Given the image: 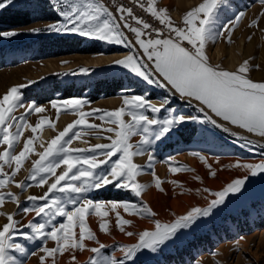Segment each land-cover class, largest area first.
Masks as SVG:
<instances>
[{"label": "snow or ice", "instance_id": "6c2138e0", "mask_svg": "<svg viewBox=\"0 0 264 264\" xmlns=\"http://www.w3.org/2000/svg\"><path fill=\"white\" fill-rule=\"evenodd\" d=\"M49 3L59 19L44 28L28 29L29 34H74L109 45H120L128 49L129 54L114 61V64L127 69L149 85L165 89L167 96L157 104L149 99L147 93L125 94L122 107L115 110L92 109L88 113L80 110L88 102L79 98L64 100L59 105L51 101L52 107L57 109V118L61 109L78 112L79 118L60 131L47 147L41 145L44 151L36 153L39 159L33 162L26 180L19 182L15 181V177L27 154L34 151V137H29L19 153H16L24 129L31 128L35 134L42 126L54 128L55 122L44 117L35 126L27 122L29 115L45 112V108L35 101L25 104L23 100L22 89L35 81L13 86L0 97V146H3V151H0V205L11 200L16 203L19 211L25 214L34 212L35 217L44 218L39 223L31 220L21 225L15 219L19 212L6 216V222L0 226V264H24L23 260L12 255L13 251L24 257L36 255V252L29 253L22 244L17 243V237L41 242L39 252L43 255L39 256V264H57V257L65 253L70 255L69 264H75L76 253L85 250L94 254L88 264H128L145 250L157 253L172 242L181 230L192 228L200 218L209 217L213 210L227 206L232 197L243 195L247 190L249 176L233 179L218 191L204 187L202 192L214 197L207 207H193L170 222L153 219L158 214L142 200L139 203L105 202L88 198L89 193L109 185L130 190L136 198H140L147 185L139 183L137 177L143 173L144 167L134 163L133 157L144 154L149 146L185 121L210 123L241 142L240 147L255 150V141L232 128L234 126L264 139V82H256L249 77L251 66L248 60H244L238 69L229 71L219 65H212L205 51L209 40L218 39L225 33L227 41L231 43L232 32L244 17L243 12L236 14L222 30L213 34L211 29L215 12L226 0H203L184 14L179 25L173 21L166 7L157 5V0H128L131 6L112 0L113 8L103 0H49ZM259 3L264 5V0H259ZM9 6L26 9L31 4L29 0H0V10ZM136 8L147 13V18L137 14ZM153 20L158 23H153ZM258 26L259 19H254L249 25ZM20 34L16 29L0 30V39H11ZM80 71L85 74L88 72L87 69ZM173 96L187 101L189 106L195 104L196 112L202 114V117L190 114L169 115V99ZM24 107V114L17 117L15 111ZM161 113L168 115L161 118ZM89 117L101 121V124L89 123ZM81 130L94 133L102 130L114 134L115 138L108 135L104 138L109 143L96 144L86 150L70 147L72 141L80 136ZM133 136L141 137L135 145L129 142ZM258 147L261 156H264V144ZM190 154L199 158L210 170L212 177L217 176L204 155L197 151ZM173 160L172 157L167 158L170 173L194 171L186 165L173 163ZM154 162L155 157L149 153L146 167L152 170L155 188L164 192L161 186L163 181L155 173ZM234 166L246 170L250 176L264 174V160L258 163L237 162ZM5 167L10 171H4ZM194 179L200 181L201 177L197 175ZM13 183L21 191L33 184L47 185V188L42 196H29L27 200L30 204L21 208L18 196L3 191ZM170 183L182 187L176 180ZM196 191L199 193L201 189ZM66 193L77 195L62 201L61 194ZM67 204L72 205L71 209ZM122 213L149 218L153 227L138 234L130 231L128 228L133 226V220L125 218ZM110 214H114V224L120 233L128 237L137 236L136 243L118 246V250L123 253L119 259L100 255L101 249L107 246L97 239L88 223V217L95 215L100 220L99 230L107 234L112 224L107 219ZM21 227L30 229V233L21 231ZM49 240L54 242L53 247L46 246ZM86 241H94L98 247L88 248Z\"/></svg>", "mask_w": 264, "mask_h": 264}, {"label": "rangeland", "instance_id": "374dc122", "mask_svg": "<svg viewBox=\"0 0 264 264\" xmlns=\"http://www.w3.org/2000/svg\"><path fill=\"white\" fill-rule=\"evenodd\" d=\"M29 2L31 7L26 9L9 6L0 10V16L9 8L30 10L31 13H35V15H32L34 19L29 23L2 29H16L22 34L11 39H0V97L13 86L26 84L28 81H35L36 83L22 89L23 100L25 104L35 101L37 105L45 108L43 113L29 115L27 117L29 124L35 126L39 119L44 117L54 121L56 126L59 123V119L66 115L68 117L67 123L55 131L54 138L68 124L77 120L79 113L67 112L61 109L57 118V109L52 107L51 101H56L59 105L64 100L79 98L88 102L80 109L88 113L92 109L115 110L122 107L125 94L143 95L147 93L153 103H157L160 99L167 96L165 89L149 85L135 77L127 69L114 64V61L123 59L125 55L129 54V50L120 45H109L102 41H95L74 34H29L27 32L28 29L44 28L59 19L52 10L49 0H29ZM202 2L203 0H157V5L166 7L168 14L177 24V22L183 20V16L188 10ZM240 12L244 13V17L233 30L231 43L227 41L226 33L218 39L209 40L206 44V54L209 56L212 65H219L229 71L238 69L244 60H248L251 66V70L248 73L249 77L256 82H264V30H262L264 29V15H261V13H264V5H261L259 0H226V3L221 4L215 12L211 31L215 34L217 31L222 30ZM254 19H259V26L249 27ZM152 22L154 23V20ZM242 39L244 40V51L242 53L239 52V60L232 64L229 52L233 47L238 50ZM115 53L124 55L99 67L87 65L84 61L87 58H97L103 54L110 55ZM49 59L59 61L60 65H63V70L58 68L46 71L45 68ZM256 65H259V67H255ZM81 69H87V74L81 72ZM126 89L129 91L125 92ZM110 97H118L119 100L114 105L102 103ZM168 107L171 110L169 115L173 117L179 114L199 115L202 117V114L196 112L195 104L189 106L187 101L176 96L170 97ZM25 111L26 107L18 108L14 114L19 117ZM167 115V113H161V118ZM88 119L89 123L101 124V121L92 117ZM125 119H129V117H125ZM107 126L111 125H102V127ZM46 128L52 127L42 126L35 134L32 133L31 128L24 129V134L16 146V153H19L23 148L24 142L29 137H34L32 145L34 151L27 154L21 170L15 177L16 182L25 181L32 170L33 162L39 159L38 155H36L39 148V139ZM232 130L247 135L249 139L255 141V150L249 151L247 148L240 147L241 142L210 123L201 124L195 121H185L183 124L174 127L160 141L149 146L148 151L144 154L133 157L134 163L144 167L143 173L137 177L139 183L147 185L140 198H136L130 190L118 189L112 185L89 193L88 198L105 202L130 201L139 203L142 200L143 203L158 214L153 219H160L162 222H170L177 216L186 214L193 207H207L210 200L214 197L210 196V198H207L208 200L204 201L206 203L195 202L193 203L194 205L189 203L190 205H187L186 211L174 210L169 216L162 215L156 211L148 198L150 189L155 186L154 178L151 174L152 170L146 167L149 162V153L155 157L153 167L156 175L163 181L161 186L164 188V192H166L165 185L170 183L171 180L178 181L179 185H185L188 179H194L195 176L200 175L199 168L194 162H198V166L201 167L204 165L198 157L190 154L193 151L204 155L212 165V170L215 171L216 167L211 162L213 160L217 163V160L223 158L232 159L233 161L226 165L218 162V166L235 169L237 167L234 165L237 162L258 163L264 160V156L260 154L261 149L258 147L260 144H264V139L245 133L234 126ZM108 135H112L115 138L114 134L105 133L102 130L95 133L81 130L80 136L74 139L69 146L86 150L96 144L109 143L104 138ZM140 139V136H133L129 142L135 145ZM0 151H3V146H0ZM43 151L44 149L41 152ZM169 157L174 158L173 163L186 165L188 168L194 169V171H181L177 174L170 173L169 162H167ZM102 158L100 157V159ZM27 166L30 167L29 172L25 170ZM204 168L206 167L204 166ZM206 169L209 172L208 175H210V170ZM237 169L240 170V173L234 175L230 180H225L227 182H223L222 187L217 190L212 189V191L222 190L233 179L249 176L247 190L243 192V195L232 197L228 201L227 206H222L219 210H213V214L209 217L200 218L192 228L181 230L172 242L162 247L157 253H150L145 250L138 253L134 260L129 261L128 264H264V174L250 176L246 170ZM4 171L7 172L10 169L5 167ZM57 171L59 172L60 169ZM209 177L214 178L211 175ZM175 186L177 187V185ZM46 188L47 185L38 186L33 184V186L21 191L13 183L8 185L3 191L11 192L18 196L22 208L30 204L27 200L29 196H42ZM157 191L158 193H164ZM76 195L74 193L61 194L62 201L74 198ZM67 207L71 209L72 205L67 204ZM18 212L19 214L15 216V219L19 220L21 225H26L31 220L39 223L44 219L43 217H35L34 212L25 214L19 211L16 203L6 200L3 205H0V213L4 214L0 215V226L6 222L8 214ZM123 215L127 219H132L134 224L135 219L138 220V225L139 221L147 223L144 227L136 228L134 232L137 234L144 229L153 227L149 218ZM91 219L97 220L98 224L100 222L95 215L89 216L88 223L91 228ZM107 219L114 223V214H110ZM21 231L30 233L31 230L21 227ZM135 237L134 241L129 242L121 239L109 242L108 237H103V241L99 239L102 244L107 246L101 249L100 255L106 257L115 256L117 259L121 258L123 253L118 250V246L136 243L137 236ZM16 242L22 244L29 253L36 252V255L24 257L15 251L12 252V255L16 256L17 259L23 260L24 264H39V256L43 255V253L39 252L41 247L39 240L30 241L17 237ZM46 246L53 247L54 242L49 240ZM91 246L98 247L97 244ZM93 255L90 252V256L86 260L79 261L78 264H88L89 258Z\"/></svg>", "mask_w": 264, "mask_h": 264}, {"label": "bare ground", "instance_id": "6f19581e", "mask_svg": "<svg viewBox=\"0 0 264 264\" xmlns=\"http://www.w3.org/2000/svg\"><path fill=\"white\" fill-rule=\"evenodd\" d=\"M175 12H177V11H175ZM176 14L179 15L178 13H176ZM243 51H244V40L242 39L240 41L239 49L237 50L233 47V48H231V51L229 52L230 61L232 64H235L236 61L239 60V54L242 53ZM123 55L124 54H120V53H118V54L115 53V54H110V55L103 54L97 58L84 59V61L86 62L87 65H90L92 67H99L100 65L107 64L110 61H112L113 59L120 58ZM71 65H74V64H71ZM58 68L63 70V65H60V62L57 61L56 59H53V60L49 59L47 61V67L45 68L46 71H51V70H55ZM118 100H119L118 97H110V98H107L102 103L114 105ZM67 120H68V117L66 115H63L59 119V123L54 128H46L44 130L41 138L39 139L38 153L41 152L44 149V147H46L49 140L51 138H53L55 131L60 129V127L62 125L67 123ZM41 145H43L44 147H41ZM231 161H233V160L232 159L230 160L227 158H223V159L218 160V162L222 163L223 165H226L229 162L231 163ZM211 162L214 165V167H216V172H217V176L214 178L209 177L210 176V175H208L209 172L206 168H204V166H202V167L198 166V162H194L195 165L199 168V172L201 175L200 181H197L195 179H188L186 181V184L182 185V187L181 186L176 187L175 185H172V183L171 184L167 183L165 185L166 192H164V193H158L155 186H152V188L150 187L151 189L148 193V198L150 199V201L152 203V207L155 208L156 211L160 212V214L166 215V216H169L174 210L183 211L188 207L187 205L189 203L194 205L193 203H195V202L202 203L204 201H207L208 200L207 198H210V195L208 193L202 192V189L204 187H207L211 190L212 189L217 190L220 187H222L223 182H227L225 180H230V179H232V177L234 175H237L238 173H240V170L237 168L236 169L230 168V167L221 168L218 166L219 163H216L214 160ZM25 170H26V172H29L30 167L27 166ZM200 175H198V176H200ZM196 189H201V192L198 193L196 191ZM204 203H206V202H204ZM6 209H9V208H6ZM90 224L92 226L93 231L97 235V239L98 240L100 239L101 241H103L102 240L103 237H108L109 242H112L115 239H121L123 241H128V242L134 241L136 239L135 236L128 237V236L124 235L123 233H120L119 230L115 227L114 223H112L110 225V232L107 233L106 235H105V233H103L99 230V224L97 223V220L91 219ZM146 224L147 223L145 221H139V225H138V220L135 219V224L133 223V226L129 227L128 230L135 231L137 227L138 228L144 227ZM85 243H86L88 248H90L91 245L96 244V243H94V241H86ZM76 255H77V262H75V264H78L79 261L86 260L90 256V252L85 250L83 252H77ZM69 262H70V255L67 253H65L63 256L57 257V264H69ZM30 264H33V263H30Z\"/></svg>", "mask_w": 264, "mask_h": 264}, {"label": "trees", "instance_id": "16d2710c", "mask_svg": "<svg viewBox=\"0 0 264 264\" xmlns=\"http://www.w3.org/2000/svg\"><path fill=\"white\" fill-rule=\"evenodd\" d=\"M32 15H35V13H31L30 10H17L9 8V10L4 11V13L0 16V30L9 27L13 28L22 26L29 23L34 19Z\"/></svg>", "mask_w": 264, "mask_h": 264}, {"label": "built area", "instance_id": "2783aa9c", "mask_svg": "<svg viewBox=\"0 0 264 264\" xmlns=\"http://www.w3.org/2000/svg\"><path fill=\"white\" fill-rule=\"evenodd\" d=\"M103 2L106 5H108L110 8L114 7L113 3H112V0H103ZM116 3H124V4L128 5V6H131V5L128 4V0H116ZM135 11H137V14L142 15L145 18H147V13H144L141 9L136 8ZM154 23H158V22L154 21ZM181 23H182V20L180 22H177L178 25L181 24Z\"/></svg>", "mask_w": 264, "mask_h": 264}]
</instances>
